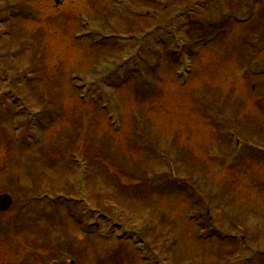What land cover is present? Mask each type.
<instances>
[{"label":"rangeland","instance_id":"rangeland-1","mask_svg":"<svg viewBox=\"0 0 264 264\" xmlns=\"http://www.w3.org/2000/svg\"><path fill=\"white\" fill-rule=\"evenodd\" d=\"M263 36L264 0H0V264H264Z\"/></svg>","mask_w":264,"mask_h":264},{"label":"water","instance_id":"water-1","mask_svg":"<svg viewBox=\"0 0 264 264\" xmlns=\"http://www.w3.org/2000/svg\"><path fill=\"white\" fill-rule=\"evenodd\" d=\"M12 204L13 201L9 196L7 195L0 196V213L7 212L12 206Z\"/></svg>","mask_w":264,"mask_h":264},{"label":"trees","instance_id":"trees-1","mask_svg":"<svg viewBox=\"0 0 264 264\" xmlns=\"http://www.w3.org/2000/svg\"><path fill=\"white\" fill-rule=\"evenodd\" d=\"M184 2V1H183Z\"/></svg>","mask_w":264,"mask_h":264}]
</instances>
